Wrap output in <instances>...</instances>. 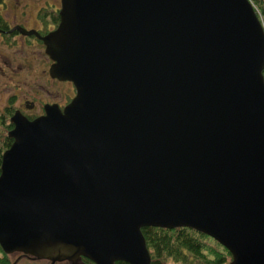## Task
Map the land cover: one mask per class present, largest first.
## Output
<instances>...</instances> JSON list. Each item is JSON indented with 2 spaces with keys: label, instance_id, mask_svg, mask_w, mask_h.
<instances>
[{
  "label": "water",
  "instance_id": "obj_1",
  "mask_svg": "<svg viewBox=\"0 0 264 264\" xmlns=\"http://www.w3.org/2000/svg\"><path fill=\"white\" fill-rule=\"evenodd\" d=\"M41 35L76 94L10 118L0 247L50 264H151L186 227L264 264V27L249 0H60Z\"/></svg>",
  "mask_w": 264,
  "mask_h": 264
},
{
  "label": "rangeland",
  "instance_id": "obj_2",
  "mask_svg": "<svg viewBox=\"0 0 264 264\" xmlns=\"http://www.w3.org/2000/svg\"><path fill=\"white\" fill-rule=\"evenodd\" d=\"M46 4L56 8L59 0H0V17L5 23H21L26 30H32L40 26L35 22L36 12ZM14 38L12 44L0 38V110L11 98L15 109L24 107L26 101L33 102L37 110L47 100L64 104L69 89L49 78L50 60L40 42H31L21 35Z\"/></svg>",
  "mask_w": 264,
  "mask_h": 264
},
{
  "label": "trees",
  "instance_id": "obj_3",
  "mask_svg": "<svg viewBox=\"0 0 264 264\" xmlns=\"http://www.w3.org/2000/svg\"><path fill=\"white\" fill-rule=\"evenodd\" d=\"M257 10L264 27V0H250ZM37 22L42 32L57 24V11L51 4H46L36 12ZM264 78V69H263ZM15 109L14 98L0 110V164L1 156L12 144L8 132L13 128L10 117ZM32 118V117H29ZM142 234L151 256V264H229L230 253L213 238L186 227L173 229L144 227ZM0 248V264H8V256ZM117 264H126L117 262Z\"/></svg>",
  "mask_w": 264,
  "mask_h": 264
},
{
  "label": "flooded vegetation",
  "instance_id": "obj_4",
  "mask_svg": "<svg viewBox=\"0 0 264 264\" xmlns=\"http://www.w3.org/2000/svg\"><path fill=\"white\" fill-rule=\"evenodd\" d=\"M21 23H16L15 25H10V23L8 24L7 22L5 23L4 20L1 19L0 17V38L3 40H6L9 44H12L14 42V37L20 36L18 31H11L14 27L17 26H21ZM54 28V26H49L47 28V30H52ZM34 29L38 30V31H43V28L41 26L39 27H35ZM10 30V31H9ZM45 34H47L46 32H43ZM45 34H41V35H45ZM22 36V35H21ZM26 39H29L31 42H36L38 41V43L40 42V44L43 46V50H44V45L42 43V41H40L39 39H37L35 36H30V37H26L23 36ZM35 40V41H34ZM51 64V62H50ZM50 66V65H49ZM49 68V67H48ZM48 73V72H47ZM53 81H56L58 83H63L65 84L68 89H69V93L66 94V98L64 99V104L58 101H51V100H47V102H45L42 105V108H40L39 110H37L36 105L31 102V104H25L24 103V107H20L18 108L22 114H24L27 117H32V116H38L43 114V106L45 104H57L59 106L60 109H63V107L65 105H67L71 99L74 97L75 95V88L73 87L72 83L69 81H58L56 79H51ZM38 111H40L38 113ZM3 256H10L8 257V264H50L49 261L47 260H43V259H38L36 257H32V255H27V254H22V253H13V254H5ZM16 256L13 260V257ZM54 264H93L91 261H89L88 259H86L85 257H80L78 259H76L75 261H61V262H56Z\"/></svg>",
  "mask_w": 264,
  "mask_h": 264
}]
</instances>
